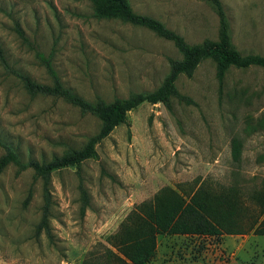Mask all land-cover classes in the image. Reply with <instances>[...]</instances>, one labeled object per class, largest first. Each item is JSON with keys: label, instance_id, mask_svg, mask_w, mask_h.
<instances>
[{"label": "rangeland", "instance_id": "rangeland-1", "mask_svg": "<svg viewBox=\"0 0 264 264\" xmlns=\"http://www.w3.org/2000/svg\"><path fill=\"white\" fill-rule=\"evenodd\" d=\"M127 1L135 13L158 19L190 44L218 39V16L207 0ZM221 3L234 46L264 56V0ZM0 50L8 65L0 61V142L22 161L39 162L82 147L101 121L63 98L26 91L11 70L52 82L36 51L50 57L65 87L107 102L152 91L169 71L168 58L183 57L172 41L145 26L95 17L91 0H0ZM175 86L195 104L172 97L169 107L138 105L97 143V155L81 163L89 196L83 214L76 167L51 173L49 233L36 232L41 179L31 168H4L0 264H117L111 256L126 259L121 238L126 233L127 243L135 242L150 221L141 203L153 206L166 187L188 200L202 185L234 188L227 200L243 231L156 233L154 256L144 264H264V234L254 231L264 218V68L231 66L219 91L215 62L205 58L192 76L180 74ZM234 138L241 144L238 162Z\"/></svg>", "mask_w": 264, "mask_h": 264}, {"label": "trees", "instance_id": "trees-1", "mask_svg": "<svg viewBox=\"0 0 264 264\" xmlns=\"http://www.w3.org/2000/svg\"><path fill=\"white\" fill-rule=\"evenodd\" d=\"M215 9L218 16V39H204L200 43L190 44L179 33L166 27L161 21L148 15L135 13L127 0H91L93 3V15L98 18L118 17L125 21L139 24L154 31L159 36L172 41L173 45L182 53L181 59L168 58L169 71L161 84L152 91L134 92L125 98H115L105 101L97 97L93 101L72 92L60 81L54 70L50 57L43 56L39 51L36 55L46 68L52 79L50 84L34 82L22 73L15 70L13 73L20 79L23 87L31 95L43 94L63 98L69 103L77 106L84 113H91L101 121V126L95 134L90 136L85 144L77 149H70L61 156L53 157L50 161L39 162L33 159L22 161L18 154L8 145L0 142L4 152L0 155V173L9 164H14L18 172L27 168L33 170L34 176L41 179L43 205L40 220L36 226V232L42 230L49 233L48 218L50 214L51 192L49 189L51 173L54 170L74 165L79 175L78 189L81 201L80 211L83 214L89 203L88 192L83 185L79 173L81 163L97 155L96 145L120 123L127 122V113L138 105L148 103H162L169 107L172 97L187 104L195 102L187 95L178 92L175 81L180 74L192 76L197 65L205 58H211L215 62V75L219 91L224 84V76L231 67L246 68L258 66L264 68V56L255 53H241L232 43L229 29V21L221 0H207ZM16 31L23 39L25 35L16 24ZM0 61L8 68L7 62L0 50ZM241 144L239 139L232 140V158L240 160ZM233 187L199 186L188 200L179 195L171 188H162L154 196L153 206L150 203H141L148 221L142 231L138 234L135 242L127 243L126 233L121 238V251L126 259L119 256H111L117 260V264H144L148 262L155 253V234H204L219 235L222 233H237L243 231L241 224L233 221V211L227 199L233 194ZM260 201L263 205L261 213L264 212V195ZM145 207V208H144ZM258 234H264V218L254 230ZM141 234V235H140ZM125 237V238H124ZM109 260L107 259L106 262Z\"/></svg>", "mask_w": 264, "mask_h": 264}]
</instances>
